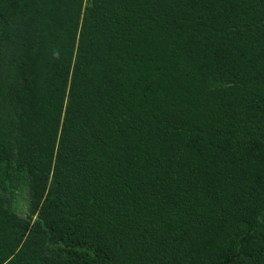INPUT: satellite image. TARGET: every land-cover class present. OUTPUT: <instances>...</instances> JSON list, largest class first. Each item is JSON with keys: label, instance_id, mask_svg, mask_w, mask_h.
<instances>
[{"label": "trees", "instance_id": "1", "mask_svg": "<svg viewBox=\"0 0 264 264\" xmlns=\"http://www.w3.org/2000/svg\"><path fill=\"white\" fill-rule=\"evenodd\" d=\"M0 264H264V0H0Z\"/></svg>", "mask_w": 264, "mask_h": 264}]
</instances>
